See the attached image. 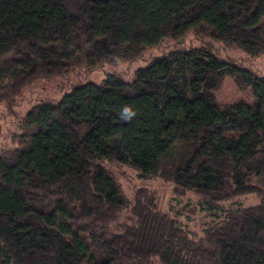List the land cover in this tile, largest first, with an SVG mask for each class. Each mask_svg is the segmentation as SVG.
<instances>
[{"label": "trees", "instance_id": "obj_1", "mask_svg": "<svg viewBox=\"0 0 264 264\" xmlns=\"http://www.w3.org/2000/svg\"><path fill=\"white\" fill-rule=\"evenodd\" d=\"M186 36L200 45L26 112L0 153V264H264V77L213 46L264 57V0H0V106L35 81L130 63ZM226 76L253 106L217 100ZM108 165L223 218L193 239L153 191L127 198ZM247 195L257 204L223 212Z\"/></svg>", "mask_w": 264, "mask_h": 264}, {"label": "rangeland", "instance_id": "obj_2", "mask_svg": "<svg viewBox=\"0 0 264 264\" xmlns=\"http://www.w3.org/2000/svg\"><path fill=\"white\" fill-rule=\"evenodd\" d=\"M198 45H200L199 40L193 36H186L181 42L165 41L157 48L146 51L139 59L130 63L117 66L103 65L91 72L75 70L65 77L33 82L16 98L11 110L0 106V153L14 147L13 138L22 131L21 119L37 103L57 101L75 86L86 83L99 84L108 74L118 75L125 80H129L138 68L145 66L152 58L162 56L172 49ZM213 46L219 57L233 61L241 68L264 77V57L251 58L242 52L228 50L216 43H213ZM3 64L4 60L0 59V66H3ZM216 98L219 102L227 105L243 102L248 106H253L255 103L249 90L238 91L229 76L223 78L216 92ZM106 167L113 174L127 198L130 199L133 193L141 187L153 191L160 211L173 218L193 239L200 238L211 222H217L223 218V213L200 210L198 206L199 199L194 195L175 196L172 194L171 185L160 179L142 180L133 170L127 167L112 165ZM235 203H239L241 207L245 208L256 205L257 200L251 195L242 196L236 201L224 203L223 212L234 210L237 206Z\"/></svg>", "mask_w": 264, "mask_h": 264}, {"label": "clouds", "instance_id": "obj_3", "mask_svg": "<svg viewBox=\"0 0 264 264\" xmlns=\"http://www.w3.org/2000/svg\"><path fill=\"white\" fill-rule=\"evenodd\" d=\"M122 115L125 119H131L134 114L129 108L125 107L122 110Z\"/></svg>", "mask_w": 264, "mask_h": 264}]
</instances>
